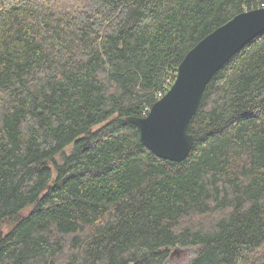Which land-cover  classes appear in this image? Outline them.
<instances>
[{
	"label": "trees",
	"instance_id": "obj_1",
	"mask_svg": "<svg viewBox=\"0 0 264 264\" xmlns=\"http://www.w3.org/2000/svg\"><path fill=\"white\" fill-rule=\"evenodd\" d=\"M262 6L0 0V264H164L187 245L189 264H264V31L207 83L183 161L126 119L200 39Z\"/></svg>",
	"mask_w": 264,
	"mask_h": 264
},
{
	"label": "water",
	"instance_id": "obj_2",
	"mask_svg": "<svg viewBox=\"0 0 264 264\" xmlns=\"http://www.w3.org/2000/svg\"><path fill=\"white\" fill-rule=\"evenodd\" d=\"M264 31V6L240 12L200 39L182 58L174 81L145 116H127L142 144L162 159L183 161L193 145L187 124L212 76Z\"/></svg>",
	"mask_w": 264,
	"mask_h": 264
},
{
	"label": "rangeland",
	"instance_id": "obj_3",
	"mask_svg": "<svg viewBox=\"0 0 264 264\" xmlns=\"http://www.w3.org/2000/svg\"><path fill=\"white\" fill-rule=\"evenodd\" d=\"M70 148L66 150L69 151ZM8 224L3 223L0 227L1 232H6ZM197 247L194 245L178 246L174 248L164 264H189L192 258L196 255Z\"/></svg>",
	"mask_w": 264,
	"mask_h": 264
},
{
	"label": "built area",
	"instance_id": "obj_4",
	"mask_svg": "<svg viewBox=\"0 0 264 264\" xmlns=\"http://www.w3.org/2000/svg\"><path fill=\"white\" fill-rule=\"evenodd\" d=\"M171 84L172 83L165 84L164 87H163V90L157 92L156 97H157L158 100H159L160 97H162L166 93V91L170 88Z\"/></svg>",
	"mask_w": 264,
	"mask_h": 264
}]
</instances>
